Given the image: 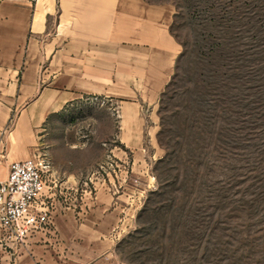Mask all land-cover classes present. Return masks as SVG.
I'll return each mask as SVG.
<instances>
[{"label":"rangeland","instance_id":"obj_1","mask_svg":"<svg viewBox=\"0 0 264 264\" xmlns=\"http://www.w3.org/2000/svg\"><path fill=\"white\" fill-rule=\"evenodd\" d=\"M146 1L173 5L170 32L181 51L154 104L140 109L150 182L115 239L114 258L264 264V0ZM64 73L71 85L70 67ZM108 98L109 106L94 97L51 113L39 141L86 135L78 147L88 167L102 171L115 145L108 138L118 131V101L133 95Z\"/></svg>","mask_w":264,"mask_h":264},{"label":"crops","instance_id":"obj_2","mask_svg":"<svg viewBox=\"0 0 264 264\" xmlns=\"http://www.w3.org/2000/svg\"><path fill=\"white\" fill-rule=\"evenodd\" d=\"M173 13L171 4L146 0H0V180L12 160L39 148L52 164L40 199L48 221L19 245L0 229V264H121L115 239L150 182L140 109L154 104L181 51L170 32ZM124 95L133 98L118 101V131L108 138L115 145L102 171L89 168L78 147L86 135L39 141L47 117L69 102L99 97L105 107L107 97Z\"/></svg>","mask_w":264,"mask_h":264},{"label":"built area","instance_id":"obj_3","mask_svg":"<svg viewBox=\"0 0 264 264\" xmlns=\"http://www.w3.org/2000/svg\"><path fill=\"white\" fill-rule=\"evenodd\" d=\"M51 160L38 149L21 160H12L7 177L0 180V229L12 244L19 245L42 227L49 211L40 199L51 171Z\"/></svg>","mask_w":264,"mask_h":264}]
</instances>
